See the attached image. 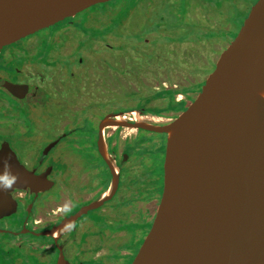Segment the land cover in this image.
Masks as SVG:
<instances>
[{"label":"flooded vegetation","instance_id":"1","mask_svg":"<svg viewBox=\"0 0 264 264\" xmlns=\"http://www.w3.org/2000/svg\"><path fill=\"white\" fill-rule=\"evenodd\" d=\"M192 7L199 8L196 1ZM205 10L215 16V10ZM74 18L63 21L52 33L60 47L47 56V66L26 65L20 69L21 82L2 69L9 67L13 58H20L22 43L23 47L39 46L46 29L0 53L8 60L0 67L4 103L0 107V167L8 160L10 149L25 169L44 179L36 191L11 188L15 212L0 216V237L12 238L0 240V247L14 255H26L27 264H128L129 256L135 258L148 235L162 199L164 178L151 174L148 168L155 164L165 139L164 155L159 153L164 156L165 173L168 136L118 124L146 121L165 126L180 112L163 111L170 101L185 102L188 107L194 97L185 88L186 92L176 94L173 100L165 99L163 91L154 86L150 95H136L132 90L124 96L123 85H130L128 79L139 71L148 75L164 44L151 46L150 40L143 39L129 48L131 57L126 58L124 50L114 49L111 32L100 39L82 32L97 21L102 24V17L86 18L84 23ZM75 28L79 30L75 32ZM59 36L64 37L61 43ZM141 43H145L144 52ZM139 49L141 61L134 56ZM31 52L38 51L34 47ZM31 58L29 54L25 60ZM117 77L123 83H114ZM11 100L20 103L11 106ZM130 101L136 104L129 106ZM11 134L16 137L15 144L9 141ZM136 141L141 142V148L133 150ZM151 146L152 150H146ZM97 203L99 207L88 210ZM72 218L75 223L65 225ZM101 218L106 224H97ZM128 224H136L135 230L127 228ZM34 240L40 243L34 244Z\"/></svg>","mask_w":264,"mask_h":264},{"label":"water","instance_id":"2","mask_svg":"<svg viewBox=\"0 0 264 264\" xmlns=\"http://www.w3.org/2000/svg\"><path fill=\"white\" fill-rule=\"evenodd\" d=\"M112 1L0 0V53ZM204 80L169 124H118L168 136L162 199L131 264H264V0ZM8 152L0 176L17 178L0 184V216L15 212L11 188L36 191L44 181Z\"/></svg>","mask_w":264,"mask_h":264},{"label":"rangeland","instance_id":"3","mask_svg":"<svg viewBox=\"0 0 264 264\" xmlns=\"http://www.w3.org/2000/svg\"><path fill=\"white\" fill-rule=\"evenodd\" d=\"M193 1L197 2L199 8L215 10V16L211 11L207 13L205 9L200 8V10L198 7H192ZM257 1L259 0H115L90 8L78 14L74 19L78 23H84L86 18L102 17V20L100 19L102 24L97 21L93 26L90 25L92 26L91 29H81L82 32L86 33L87 37L96 39H100L103 34L111 32L115 37L112 41L114 49L124 50L126 58L131 57L129 48L144 41L143 39L150 40L151 46L157 42L164 44L165 47L161 48L158 62L150 69L151 71L149 70V74L146 75L145 71H139L138 76L132 75L128 79L130 85L127 84V87L129 89L123 85L125 87L124 96L126 92L129 91V94L132 90L136 95L147 96L153 92L154 86L163 91L161 92L162 98L171 100L177 90L190 89L189 92L192 93L193 97L197 91L199 92L205 82L204 79L215 69L217 59L237 37L245 19ZM105 16L107 17L106 20ZM216 16H219L220 19ZM62 24L61 22L45 30L48 33L42 35L44 38L47 37V40L42 38L39 46L34 44L38 51L36 54L31 52L34 47H23L22 43L21 47L19 46L22 50L19 49L20 52L18 53L20 58H13L11 65L2 71L12 77V80L16 78L21 82L24 77L20 69L23 70L26 65L39 68L46 67L47 56L51 55V52H57L60 47V44H57V39L52 38V33ZM78 30V28L74 29L75 32ZM63 40L64 37L59 36L58 42L61 43ZM141 44L142 51H146L145 43ZM101 50V57H104L105 47L102 46ZM142 51L139 49L134 55L139 57V61H141ZM12 53L16 56L17 51L12 49ZM29 54L32 58L26 61V56ZM7 61L5 56L0 57V67ZM113 82L123 83L122 79L118 77ZM174 88L177 90L174 91ZM116 90L119 91L120 89ZM1 99L0 97V107L4 104ZM17 103L20 102L11 100L9 104L16 107ZM135 104L131 102L129 106ZM17 107L22 110L19 106ZM186 108L185 102L179 104L170 101L168 108H164L163 111L171 109L174 110V113L180 111L178 113L180 114ZM25 121L29 122V120ZM14 138L16 137L11 134L9 141L13 144H15ZM162 145H164L162 150L156 153L155 164L151 169H148L151 174H158L164 178L165 173L162 170L164 156L159 153L164 155L165 139ZM135 147L141 148V142H133V150ZM153 148L154 146L147 147L146 150L149 151ZM134 180L137 182L138 178L135 176ZM157 186L159 188V185ZM148 207L153 208V204H149ZM97 224L106 223L101 218L97 220ZM126 227L135 230L136 224H128ZM5 238L12 237L1 236L0 240ZM33 243L39 244L40 242L34 240ZM32 256L35 257V255ZM26 258L24 254L14 255L0 247L1 264H27ZM133 260V256H129L128 264H131Z\"/></svg>","mask_w":264,"mask_h":264},{"label":"clouds","instance_id":"4","mask_svg":"<svg viewBox=\"0 0 264 264\" xmlns=\"http://www.w3.org/2000/svg\"><path fill=\"white\" fill-rule=\"evenodd\" d=\"M15 182L14 177H9L7 175L0 176V184H3L5 187H11L12 183Z\"/></svg>","mask_w":264,"mask_h":264},{"label":"trees","instance_id":"5","mask_svg":"<svg viewBox=\"0 0 264 264\" xmlns=\"http://www.w3.org/2000/svg\"><path fill=\"white\" fill-rule=\"evenodd\" d=\"M115 1V0H114ZM113 2V1H112ZM110 3V2H109ZM98 6V5H97ZM94 7H96V6H94ZM94 7H92V8H94ZM68 19H71V18H68ZM67 20V19H66ZM175 91V90H174ZM182 92H186V90H177L176 91V93L174 94V96L176 95V94H180V93H182ZM172 100H173V98H172Z\"/></svg>","mask_w":264,"mask_h":264}]
</instances>
